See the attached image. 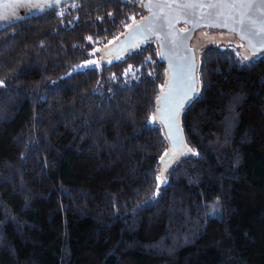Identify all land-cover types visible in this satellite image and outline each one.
Masks as SVG:
<instances>
[{
  "label": "trees",
  "instance_id": "1",
  "mask_svg": "<svg viewBox=\"0 0 264 264\" xmlns=\"http://www.w3.org/2000/svg\"><path fill=\"white\" fill-rule=\"evenodd\" d=\"M144 17L87 0L0 31V264H264V53L196 56L192 34L186 150L161 174L159 41L89 62Z\"/></svg>",
  "mask_w": 264,
  "mask_h": 264
},
{
  "label": "water",
  "instance_id": "2",
  "mask_svg": "<svg viewBox=\"0 0 264 264\" xmlns=\"http://www.w3.org/2000/svg\"><path fill=\"white\" fill-rule=\"evenodd\" d=\"M87 0H59V3L46 5L50 0H0V31L38 14L57 10L65 4ZM142 5L145 17L135 24L128 33V39L137 45L149 38L159 41L161 56L166 65V78L156 100L154 114L166 142L164 159L160 160V172L186 148L179 125L175 132L163 123V109H177L181 100L188 102L195 93L193 75V52L189 40L195 31L201 29L221 31L232 35L250 57L264 53V0H136ZM251 3L253 8L242 7ZM34 4L44 7L36 8ZM210 5H216L211 7ZM184 27V28H181ZM128 30V29H127ZM122 37L111 47H117L120 55ZM115 55V56H117ZM191 92L187 99L185 94ZM186 102V104H187ZM185 104V105H186ZM172 130V129H171Z\"/></svg>",
  "mask_w": 264,
  "mask_h": 264
},
{
  "label": "rangeland",
  "instance_id": "3",
  "mask_svg": "<svg viewBox=\"0 0 264 264\" xmlns=\"http://www.w3.org/2000/svg\"><path fill=\"white\" fill-rule=\"evenodd\" d=\"M135 26V24H131V26L126 30V34L123 36L120 55L123 53L128 52L133 47L137 46L136 44L133 45L129 39H128V33L131 31V29ZM207 46H218L220 48L228 47L234 50V52L242 58H249L250 56L247 55L246 51L244 50L243 46L236 41L233 36L230 34H225L220 31L215 30H198L196 34L193 36V39L191 41V47L194 50V53L196 56H199V54L207 47ZM117 53V47H103L98 50V52H95L90 59V63H102L104 60H108L111 57H114ZM119 56V55H117ZM115 56V57H117ZM193 69H194V83L197 84V61L195 58H193ZM165 84V83H164ZM190 100V99H189ZM187 102V101H186ZM185 103L182 104V106L179 107L177 116L175 121L169 119L168 117L171 115L173 111L176 109H168L166 106H164L163 109V123L170 129L172 134L175 132V123L178 124L179 116L181 111L183 110ZM155 118V117H154ZM156 124L160 125L159 122H156ZM172 129V130H171ZM167 142V141H166ZM168 143V142H167ZM183 153H180L181 155ZM178 155V156H179ZM160 182L157 181L156 185L159 186Z\"/></svg>",
  "mask_w": 264,
  "mask_h": 264
},
{
  "label": "snow or ice",
  "instance_id": "4",
  "mask_svg": "<svg viewBox=\"0 0 264 264\" xmlns=\"http://www.w3.org/2000/svg\"><path fill=\"white\" fill-rule=\"evenodd\" d=\"M55 3H59V0H50V2H49L46 6H47V7H51L52 4H55ZM210 6H211V7H216V5H210ZM241 6H242V7H247V8H249L250 10L253 8V5H252L251 3H248V4H242ZM33 7L41 8V9H42V8L44 7V5H41V4H34ZM4 19H7V18H6V17H3V16H0V20H4ZM245 59H247V58H245ZM0 86H2V82H0ZM190 94H191V92L186 93L184 99H187V98L190 96ZM182 104H183V100H181L180 104L177 105V109H176L175 111H173V112L171 113V115L168 117L169 119L175 121L176 116H177L178 109H179L180 106H182ZM188 151H192V150L189 149ZM165 155H168V153H165ZM163 159H164V157L162 156V157H161V160H163ZM165 170H166V169H165ZM162 174H163V173H162ZM158 179H159V177H158Z\"/></svg>",
  "mask_w": 264,
  "mask_h": 264
}]
</instances>
